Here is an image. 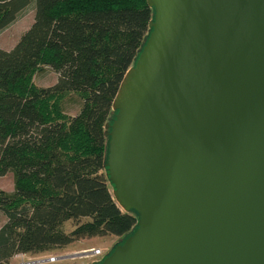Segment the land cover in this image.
<instances>
[{
  "label": "water",
  "instance_id": "obj_1",
  "mask_svg": "<svg viewBox=\"0 0 264 264\" xmlns=\"http://www.w3.org/2000/svg\"><path fill=\"white\" fill-rule=\"evenodd\" d=\"M103 126L135 227L92 264H264V0H144Z\"/></svg>",
  "mask_w": 264,
  "mask_h": 264
},
{
  "label": "trees",
  "instance_id": "obj_2",
  "mask_svg": "<svg viewBox=\"0 0 264 264\" xmlns=\"http://www.w3.org/2000/svg\"><path fill=\"white\" fill-rule=\"evenodd\" d=\"M27 11L29 28L0 51V178L13 180L11 196L0 192V264L92 238L117 239L112 249L136 223L112 201L103 126L151 10L144 0H0V34ZM40 68L56 76L53 86L32 87ZM66 95L81 102L75 117L60 113Z\"/></svg>",
  "mask_w": 264,
  "mask_h": 264
},
{
  "label": "rangeland",
  "instance_id": "obj_3",
  "mask_svg": "<svg viewBox=\"0 0 264 264\" xmlns=\"http://www.w3.org/2000/svg\"><path fill=\"white\" fill-rule=\"evenodd\" d=\"M23 18V19H22ZM19 22L13 25L10 29L0 34V50L9 52L16 44L20 36L29 28L32 23V16L29 11L25 12ZM56 76L48 68H40L34 72L30 78V84L34 89H47L54 85ZM81 102L75 95H66L58 99V107L60 113L64 117H75L80 109ZM0 192L6 196H11L13 193L12 174L7 173L0 178ZM84 220H80L82 223ZM5 223L4 217L0 213V227ZM73 223L67 222L61 226L63 233L71 231ZM117 242L113 237H102L85 239L75 242L65 249L58 252H51L43 256H24L22 260L11 259L8 264H35L34 261L46 259L48 256L56 258L53 264H92L99 262L102 257L109 252L111 247ZM92 248L100 252V257L87 259L80 254H75L77 251L87 250ZM75 254V256H73ZM68 255H70L68 257Z\"/></svg>",
  "mask_w": 264,
  "mask_h": 264
},
{
  "label": "built area",
  "instance_id": "obj_4",
  "mask_svg": "<svg viewBox=\"0 0 264 264\" xmlns=\"http://www.w3.org/2000/svg\"><path fill=\"white\" fill-rule=\"evenodd\" d=\"M79 254L82 255L84 258H87V259L97 258V257H100V255H101L98 250H92V249L88 250V251H83ZM23 257H24L23 255H17L13 259H17V260L21 259L22 260ZM55 261H56V258L48 256L46 259L34 261V262H35V264H53Z\"/></svg>",
  "mask_w": 264,
  "mask_h": 264
},
{
  "label": "crops",
  "instance_id": "obj_5",
  "mask_svg": "<svg viewBox=\"0 0 264 264\" xmlns=\"http://www.w3.org/2000/svg\"><path fill=\"white\" fill-rule=\"evenodd\" d=\"M29 13L31 14L32 19H33V13H32L31 11H29ZM22 17H23V16H22ZM22 17H21V18H22ZM21 18H20L17 22H19V21L21 20ZM22 19H23V18H22ZM17 22H15L13 25H15ZM13 25H12V26H13ZM12 26H10L8 29H10ZM8 29H7V30H8ZM7 30H5V31H7ZM5 31H4V32H5ZM1 34H2V33H1ZM0 51H1V50H0ZM3 51H4V50H3ZM3 51H2V52H3ZM91 249H92V248H88L87 250L77 251L75 254H79V253H81V252H83V251H88V250H91ZM92 250H95V249H92ZM75 254H73V256H75ZM69 256H70V255H68V257H69Z\"/></svg>",
  "mask_w": 264,
  "mask_h": 264
}]
</instances>
